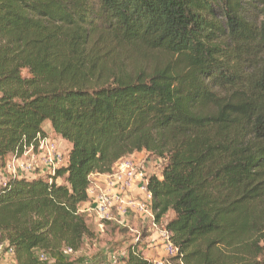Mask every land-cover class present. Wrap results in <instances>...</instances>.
I'll use <instances>...</instances> for the list:
<instances>
[{
    "label": "trees",
    "instance_id": "1",
    "mask_svg": "<svg viewBox=\"0 0 264 264\" xmlns=\"http://www.w3.org/2000/svg\"><path fill=\"white\" fill-rule=\"evenodd\" d=\"M134 48L169 60L135 73ZM46 121L66 164L0 186L17 264H68L91 176L141 151L165 162L148 188L182 264H264V0H0L1 160ZM119 264L154 262L134 243Z\"/></svg>",
    "mask_w": 264,
    "mask_h": 264
},
{
    "label": "built area",
    "instance_id": "2",
    "mask_svg": "<svg viewBox=\"0 0 264 264\" xmlns=\"http://www.w3.org/2000/svg\"><path fill=\"white\" fill-rule=\"evenodd\" d=\"M64 157V153L58 151L54 141L48 136L42 137L36 147L31 145L22 155H10L4 161L0 158V186L6 185L12 177L54 175L59 165L64 162ZM149 179L150 175L144 167V162L136 158H122L113 171L108 173V187L94 196L91 212H94L103 224L115 220L113 213L116 211L121 218L118 219L120 225L130 226V217L137 216L142 220L150 219L152 226L157 227V211L153 207V194L148 188ZM133 187L139 190L138 194L133 195ZM89 190L90 187L88 192ZM130 229L133 231L131 226ZM170 236L166 226L160 230L159 238L162 239L165 254L180 259V249L172 242ZM4 248L7 249V254L15 256V249L9 241L0 242V252ZM64 252L73 253L74 250L66 247ZM126 256L123 252H111L107 261L102 264H119ZM41 258L45 260L47 257L41 254Z\"/></svg>",
    "mask_w": 264,
    "mask_h": 264
},
{
    "label": "rangeland",
    "instance_id": "3",
    "mask_svg": "<svg viewBox=\"0 0 264 264\" xmlns=\"http://www.w3.org/2000/svg\"><path fill=\"white\" fill-rule=\"evenodd\" d=\"M122 57H126L125 64L129 70L135 73L140 71L151 73L157 66L165 65L169 60L165 53L150 51L145 48H134L129 51L124 50ZM22 73L24 76H29L27 70H23ZM50 134L58 140L60 150L65 153L69 142L55 131ZM5 160H7V158ZM164 163L163 160L149 155L147 161H145L144 167H146L145 169L150 176L158 175L162 172ZM148 165H150L149 170H147ZM173 216L174 213L172 211L169 212L161 220L157 221V227L152 226V221L150 219L142 220L137 216H132L129 219V225L132 227L133 231L130 229V226L103 224L99 220L92 219L89 221L91 234L85 237L82 248L73 253L64 252L67 258L66 263L102 264L107 261L111 252H123L128 255V247L134 243H138V248L145 257L153 259V254L156 255L158 253L157 248L163 247L162 239L158 237L157 233L165 227L166 222ZM3 241L8 240L5 239L0 242ZM6 250L7 249L4 248L0 252V264H17L15 256L7 254ZM164 255L163 264H182L179 257ZM48 264L56 263L51 260Z\"/></svg>",
    "mask_w": 264,
    "mask_h": 264
},
{
    "label": "crops",
    "instance_id": "4",
    "mask_svg": "<svg viewBox=\"0 0 264 264\" xmlns=\"http://www.w3.org/2000/svg\"><path fill=\"white\" fill-rule=\"evenodd\" d=\"M43 128L46 131V134H47L48 138L50 140H52V141L55 142L56 148L58 149V151L62 152L60 150V148H59L58 140L56 138L52 137L51 134H50L51 132H54L53 129H52V123L50 121L44 122ZM70 147H71V144L68 143V146L66 147V151L64 153V155H65L64 162L61 165H59V167H61L62 165H65L66 164V162H67V156H68V151H69ZM149 155H150V153H148L147 151H141V152H135L132 155H129L127 157H129V158H136V159L144 162V166H145V161H147ZM127 157H124V158H127ZM120 161H118L115 164V166H117V164ZM149 167H150V165L147 166V170H149ZM158 176L161 177V173L158 174ZM107 178H108V174H93L91 176V186H90V190L88 192L89 199H88V201H86V202H84V203H82L80 205V212L82 214H84L85 217L87 218V222H88L89 227H90V224H89V221L90 220H92V219L98 220V218L96 217L95 213L94 212H91V208L94 207V202H93L94 201V196L96 194H98L100 191H102L103 189H106L108 187V185H107ZM132 193H133V195H136V194L139 193V190L136 187H133ZM113 215L115 217V220H113V221H107L106 224H109V225H113V224L114 225H117L118 224V225H120L118 223V219H120V215L116 211H114ZM167 222H166V224H167ZM90 230H91V228H90ZM157 234H158V237H159L160 232H158ZM157 250H158V253L156 255L153 254V259H151L149 257H146V258L148 260L152 261V262L162 263L163 264V260L165 258V255H164L165 254V251H164L163 247L162 248L161 247H158Z\"/></svg>",
    "mask_w": 264,
    "mask_h": 264
}]
</instances>
